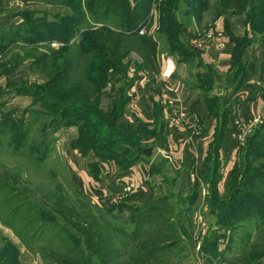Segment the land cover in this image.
I'll list each match as a JSON object with an SVG mask.
<instances>
[{
    "label": "rangeland",
    "instance_id": "1",
    "mask_svg": "<svg viewBox=\"0 0 264 264\" xmlns=\"http://www.w3.org/2000/svg\"><path fill=\"white\" fill-rule=\"evenodd\" d=\"M128 1L133 4L135 0ZM159 1L150 2L147 18L151 19L145 28L146 34L154 38L159 35L158 30L156 31L159 27ZM239 3L245 5V0H240ZM152 10L154 19L150 17ZM67 14H71L69 8L46 3V0H0V36L14 32L11 36L12 43L0 53V123H5L2 125L0 138V214L6 216V221L14 224L17 231L25 232V244L38 253L43 264H64L62 239L66 240L68 236L63 229L61 231L62 226L68 228L72 236L75 235L74 240H80L81 243L86 242V234L90 240L94 237L86 223L107 228L100 219L101 216L127 234L132 229L126 222L94 208L96 206L86 197L75 179L77 171L73 161L79 152L86 158L94 156L93 149H82L77 142H86L106 132L103 129L90 132L88 123H91V118H87L86 113L95 114L100 121L106 122L108 119L105 114L111 112L113 102L123 94L129 101L132 96L130 87L137 78L139 63L132 57V53H128L122 60H116L120 69L122 66L124 70L126 66L125 74L122 71L112 73L97 92L99 100L95 106L85 103L81 105L80 110L85 109L82 111L62 109L61 103L64 101L49 94L46 88L48 75L35 62V58L41 49L63 50L64 42L40 41L27 45L24 38L27 32H36L35 18L56 21ZM14 25L23 26V31L18 36ZM211 29L214 31L213 38L221 37L215 27ZM202 46L204 43H201L200 47ZM59 60L61 59H55V65ZM9 117L11 121L18 122L15 124L16 128L10 120L9 123L6 121ZM68 123L72 125H67ZM18 126L22 130L26 126L30 129L27 140H23L20 145L14 140ZM254 131H260L264 138V112L252 129ZM107 146L109 143L101 142L97 147ZM242 152L230 170L224 194L215 197L214 203L208 202L206 195L194 208L192 204L189 206L186 201L181 200L177 204L172 201H160L157 204L169 212L165 224L172 229L171 236L165 239L162 237L160 243L166 245L168 240L175 245L162 255L164 264H194L196 257L205 261H225L227 264H245V259H248L246 264H264V240H260V236L264 234V222L250 217L244 221L225 223L209 217L215 210V203L222 198H229L235 191V195H240V202L241 196L249 190L264 194V181L257 178L259 182L252 184L250 180V176L258 171L259 164L256 161L262 158L257 157L250 164ZM110 153L118 156L119 161H126L129 157L127 147L119 143L111 146ZM188 207L190 211L186 210ZM229 211L230 208L222 210L220 215L226 217ZM204 227L203 236L201 228ZM112 233L113 243L124 249L123 256L118 255V260L114 252L111 254L108 260L114 264L128 254L130 241L126 240L127 235L117 229ZM32 235L39 238L31 239ZM48 241L54 243L53 248H50ZM197 241L201 247L197 248ZM82 245L88 260L86 264H106L92 251L86 250V245ZM84 260H81L82 264H85Z\"/></svg>",
    "mask_w": 264,
    "mask_h": 264
},
{
    "label": "crops",
    "instance_id": "2",
    "mask_svg": "<svg viewBox=\"0 0 264 264\" xmlns=\"http://www.w3.org/2000/svg\"><path fill=\"white\" fill-rule=\"evenodd\" d=\"M194 2H185L174 16L184 26L179 33L181 40L192 46L211 70L214 84L209 96L217 97L218 108L228 110L219 142L216 144L219 118L207 106L206 92L190 87L198 70L195 61L185 62L177 54L165 52L163 38L158 35L157 71H150L132 56L141 66L130 87L132 96L116 122L124 133H134L143 125L146 133L139 137L140 144H137L150 148V153L139 154L126 168L113 159L86 158L80 152L74 157L75 179L86 197L100 211H109L131 226L136 209L144 201L157 204L161 199L177 204L193 196L194 208L206 197L211 201L213 189L222 195L228 172L264 112V31H252L244 11L216 14L213 7L217 0H207L208 6L196 12L199 8L194 7ZM213 27L222 33L220 38L206 36ZM241 37L248 43L240 52L243 69L235 71L236 40ZM193 39L204 46H197ZM164 54L177 60L174 74L168 80L159 76ZM234 73L236 77L228 81ZM173 117H177L182 127L170 123ZM237 118H241V126L234 124ZM244 123L250 125V132L240 142L238 135L245 128ZM214 168L217 180L212 187ZM7 219L0 214V264L7 263L8 245L14 248L20 264H43L38 253L25 244V232L17 231ZM201 231L204 236L205 227ZM30 237L35 240L38 236ZM52 241H48L50 248L54 245ZM198 245L201 247L199 242ZM194 264L227 263L196 257Z\"/></svg>",
    "mask_w": 264,
    "mask_h": 264
},
{
    "label": "trees",
    "instance_id": "3",
    "mask_svg": "<svg viewBox=\"0 0 264 264\" xmlns=\"http://www.w3.org/2000/svg\"><path fill=\"white\" fill-rule=\"evenodd\" d=\"M151 1L152 0H135L131 5L128 0H46V3L60 4L68 7L71 14H67L56 21H50L48 19L39 20V18H35L34 25L37 28L36 32L33 34L27 32L24 39L27 45L36 44L40 41L57 42L58 40L64 42L65 48H62L63 50H61V48L57 50L41 49L40 53L35 58V62L39 63L42 71L48 75L46 88L49 94L54 96L57 100L62 99L65 102L61 103L62 109L73 108L74 110L82 111L85 109L80 110L82 108L81 105L85 103H92L95 106L99 100L97 92L104 86L107 80H109L112 73L115 71H122V73L125 74L126 66L124 70L122 66L120 69L118 63L115 61L122 60L128 53L134 54L141 60L140 63L150 71H157L156 55L158 37L154 38L149 34L139 33L140 28L144 26L147 27L150 22L151 18H147V16ZM193 1H195L194 7L197 9L199 8L197 11L195 10L196 12H201L204 7L208 6L207 0ZM239 1L240 0H217L213 8L216 14H222L223 12L238 14L244 11L246 14V21L250 23L251 30L255 32L264 31V0H245V5L240 4ZM185 2H189V0H160L158 2L160 14L157 33L163 38L165 52L170 55L175 53L178 55L179 59L185 62L195 61L198 70L193 74L195 76V82L191 84L190 87H199L206 92L207 106L211 109V112L219 118V127L217 128L216 135L217 144L224 132L228 110L218 108L217 97L209 96L208 94L214 84L211 70L208 65L203 64L200 58H198V53L195 49L189 46L187 42L182 41L179 37V33L184 26L177 22L174 15L175 11H178ZM22 25H14L15 30L18 32L17 36L23 31ZM39 26L41 27L39 28ZM54 32L56 33L55 35ZM10 33L7 32V36H0V53L6 50L8 44L12 43L13 39H11V36L14 32L10 31ZM77 39H79L78 42ZM236 42L235 71H241L243 67L240 63V52L244 45L248 43V40H246L245 37H241L237 39ZM57 58L61 60L55 65V59ZM140 63L139 67L141 66ZM235 77L236 74L234 73L228 81H232ZM121 94H123V91ZM124 96L123 94V96L113 102V109L111 112L105 114V118L108 119L106 122L100 121L97 115L87 112L86 117L91 118V123H88V127L90 128L89 131L92 132L97 129H103L106 130V132L86 142H76L82 149H93L94 156L99 159H113L123 168H126V166L140 157L135 144L139 143L138 139L142 134L146 133V129L143 125H139L134 133H124L116 126L118 118L123 114L124 105L128 101V98ZM9 120L11 121L10 117L6 121L9 123ZM11 122L13 125L18 123L15 121ZM4 124L5 123H0V138L2 137L1 129ZM67 125L72 124L68 123ZM14 127L16 128V125ZM109 128H112L113 131ZM16 130L14 140L20 145L23 140H27L30 129L26 126L22 130V127L18 126ZM82 132L87 133L83 130ZM80 137H82L81 132ZM262 137L260 131L252 132L246 138L240 150V152L243 151L242 155L244 154L245 157H247L250 164L254 162L255 158H262L256 161L259 164L258 171L254 172V177L253 175L250 176L252 184L259 182L257 178H259L260 181H264V138ZM101 142L109 143V146L98 148L97 146H99ZM96 143H99V145ZM115 143L127 147L129 157L125 159L126 161H123L124 159L119 161L118 156L110 153L111 146L115 145ZM214 172L215 168L213 169L211 181L212 187H214L217 180ZM229 175L230 171L228 172L227 178ZM236 193L237 191L231 194L229 198H222L218 203H215V210L209 217L218 219L222 222L225 221V223L227 221L234 223L244 221L250 217H255L260 220V222H264V194L256 190H249L244 193V196H241L242 202H240V198H238L240 195H235ZM217 196L219 195L213 189V196L211 199L213 203L214 198ZM185 200L190 206L193 201V196H189L185 198ZM160 201L163 200L160 199ZM160 201H158L157 204L160 203ZM157 204H150V202L144 201V203L136 209L137 212L132 221V229L128 234L126 231L116 228L112 223L110 224L107 222L102 216L100 219L104 221L107 228L93 223H86V227L91 228L94 237L90 240L86 234L85 243H81L80 240L75 241L73 238L75 235L72 236V232L68 228L62 226L61 231L63 229L68 236L66 240L64 238L62 239L63 243L61 249L63 248V250H65L63 263L82 264L81 260L85 259L84 263L86 264L88 260L85 258V247L82 245L84 244L86 245V250L92 251L102 262L113 264L108 260L111 254L114 252L118 260V255L123 256L124 253V249L117 247L112 241L114 235L112 231L117 229L127 235L125 238L127 241H130V247L128 254L122 257L121 260L114 262V264H164L161 260L162 255H165V252L175 245L168 240V244L166 245L160 243L162 237L165 239L171 236L172 229L165 224V222L168 221L166 216L169 212L161 208V206L158 207ZM94 208L99 210L97 206ZM189 208L190 207L186 210L190 211L191 209ZM227 208H230L228 215L226 217L223 215L221 216L222 210ZM106 212L110 215L109 211ZM111 215L114 216L113 214ZM220 226L222 225H219V227ZM263 236L264 234L260 236V240H264ZM24 242L26 243L25 240ZM262 243L264 245V241ZM7 250L9 251L8 260L7 263L5 262L4 264H20L16 259L14 248L8 245ZM250 253L252 255V252ZM247 262L248 259H245V264Z\"/></svg>",
    "mask_w": 264,
    "mask_h": 264
},
{
    "label": "built area",
    "instance_id": "4",
    "mask_svg": "<svg viewBox=\"0 0 264 264\" xmlns=\"http://www.w3.org/2000/svg\"><path fill=\"white\" fill-rule=\"evenodd\" d=\"M150 17H153L152 19H154V11L153 10L151 11ZM145 28H146L145 26L141 27L139 30V33L145 34L146 33ZM213 33H214V31L212 29H210L206 33V36L207 37H213ZM217 34L219 36L222 35V33L220 31H217ZM192 42H194V44H197V46L201 45V43L196 41L195 39H193ZM162 59H163V61H162L161 68L159 70V76H161V78L164 80H168L174 74V71H175L176 66H177V62H176V59H174L172 56L167 55V54L163 55ZM170 123L173 125H175V124L178 125L179 121H178L177 117H175V118L173 117V118H170ZM234 124L241 126L242 125L241 124V118L235 119ZM244 127L245 128L243 129V131L241 133H239V135H238V140L240 142H242L245 139L246 134L248 132H250V125L244 123ZM198 247H199V245L197 246V248Z\"/></svg>",
    "mask_w": 264,
    "mask_h": 264
},
{
    "label": "water",
    "instance_id": "5",
    "mask_svg": "<svg viewBox=\"0 0 264 264\" xmlns=\"http://www.w3.org/2000/svg\"><path fill=\"white\" fill-rule=\"evenodd\" d=\"M135 147H136V150L138 152V154H144V155H148L150 153V148H144V147H139L138 144H135ZM210 208H211V211L214 210L212 204H210Z\"/></svg>",
    "mask_w": 264,
    "mask_h": 264
}]
</instances>
